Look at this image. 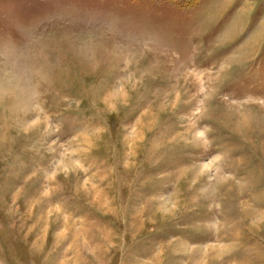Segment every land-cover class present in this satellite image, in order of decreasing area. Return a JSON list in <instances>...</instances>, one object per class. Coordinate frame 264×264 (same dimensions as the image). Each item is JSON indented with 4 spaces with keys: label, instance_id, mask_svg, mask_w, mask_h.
Returning a JSON list of instances; mask_svg holds the SVG:
<instances>
[{
    "label": "rangeland",
    "instance_id": "374dc122",
    "mask_svg": "<svg viewBox=\"0 0 264 264\" xmlns=\"http://www.w3.org/2000/svg\"><path fill=\"white\" fill-rule=\"evenodd\" d=\"M0 264H264V0H0Z\"/></svg>",
    "mask_w": 264,
    "mask_h": 264
}]
</instances>
